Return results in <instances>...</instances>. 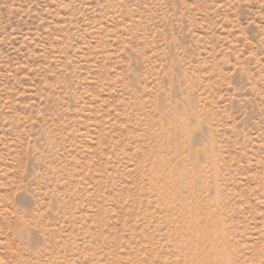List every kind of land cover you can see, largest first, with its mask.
<instances>
[{"label": "rangeland", "instance_id": "rangeland-1", "mask_svg": "<svg viewBox=\"0 0 264 264\" xmlns=\"http://www.w3.org/2000/svg\"><path fill=\"white\" fill-rule=\"evenodd\" d=\"M0 264H264V0H0Z\"/></svg>", "mask_w": 264, "mask_h": 264}]
</instances>
